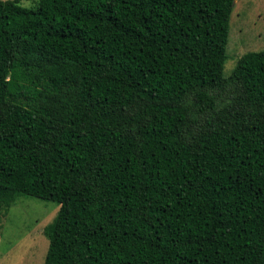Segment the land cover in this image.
Returning <instances> with one entry per match:
<instances>
[{
  "label": "trees",
  "instance_id": "16d2710c",
  "mask_svg": "<svg viewBox=\"0 0 264 264\" xmlns=\"http://www.w3.org/2000/svg\"><path fill=\"white\" fill-rule=\"evenodd\" d=\"M0 0V222L60 208L44 264H264V49L236 0Z\"/></svg>",
  "mask_w": 264,
  "mask_h": 264
},
{
  "label": "rangeland",
  "instance_id": "374dc122",
  "mask_svg": "<svg viewBox=\"0 0 264 264\" xmlns=\"http://www.w3.org/2000/svg\"><path fill=\"white\" fill-rule=\"evenodd\" d=\"M38 0H23L35 7ZM264 49V0H236L231 15L224 74L248 51ZM60 206L31 196L19 197L0 222V264H44L49 240L44 228Z\"/></svg>",
  "mask_w": 264,
  "mask_h": 264
}]
</instances>
